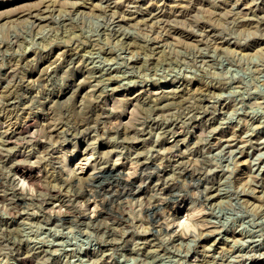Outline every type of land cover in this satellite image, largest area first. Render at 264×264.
I'll return each mask as SVG.
<instances>
[{"label": "rangeland", "instance_id": "1", "mask_svg": "<svg viewBox=\"0 0 264 264\" xmlns=\"http://www.w3.org/2000/svg\"><path fill=\"white\" fill-rule=\"evenodd\" d=\"M0 264H264V0H0Z\"/></svg>", "mask_w": 264, "mask_h": 264}, {"label": "bare ground", "instance_id": "2", "mask_svg": "<svg viewBox=\"0 0 264 264\" xmlns=\"http://www.w3.org/2000/svg\"><path fill=\"white\" fill-rule=\"evenodd\" d=\"M150 11H151V10H150ZM151 16H152V15H151ZM118 32H119V30H118ZM124 36H125V35H124ZM66 55H67V54H66ZM83 83H84V79L81 78V79L79 80V82H78V87H81V85H82ZM74 87H75V86H74ZM100 90H101V89H100ZM204 91H206V90H204ZM176 93H177V92H176ZM166 94H167V93H166ZM171 94H172V93H170V94L168 93V95H171ZM173 94H174V93H173ZM96 95H97V94H96ZM157 95H158V94H157ZM165 96H166V95H165ZM148 97H149V96H147L146 98H148ZM151 97H152V96H151ZM163 97H164V95H162V96L159 95V96H157V97L155 96V97H153V98H155V100H156V99H157V100H161ZM168 97H169V96H168ZM206 97H207V96H206ZM206 97H205V98H206ZM149 98H150V97H149ZM164 98H165V97H164ZM3 99H5V98H3ZM165 99H166V98H165ZM209 99H210V98H209ZM12 100H13V99H12ZM12 100H11V99H8V100L6 101L7 104H11V103H13L14 101H12ZM81 100H82V99H81ZM81 100H79V103H81V102H80ZM84 100H85V99H84ZM151 100H152V99H151ZM162 100H164V99H162ZM2 102H3V101H2ZM17 102H18V101H17ZM85 102H86V101H85ZM156 102H157V101H156ZM165 102H167V99L165 100ZM77 103H78V102H77ZM79 103H78V104H79ZM152 103H154V102H151V104H152ZM3 104H4V103H3ZM87 104H88V103H87ZM165 104H166V103H165ZM165 104H164V105H165ZM167 104H168V103H167ZM75 105H76V104H75ZM155 105H156V104H155ZM159 105H160V103L158 104V106H159ZM162 105H163V104H161V106H162ZM25 106H26V105H25ZM89 106H90V105H89ZM6 107H7V106H6ZM79 107H80V109H79L78 111L83 110V112L81 111L80 113H84V114H86V115L88 114V111H86V109H85L86 107H85V104L83 103V101H82V103L78 106V108H79ZM88 108H89V107H88ZM90 108H91V106H90ZM75 109H76V108H75ZM76 110H77V109H76ZM90 110H91V109H90ZM92 110H93V109H92ZM92 110H91V111H92ZM193 110H195V109L193 108ZM193 110H192V111H193ZM94 111H95V110H94ZM197 111H198V110H197ZM89 112H90V111H89ZM92 112H93V111H92ZM190 112H191V110H190ZM193 112H195V111H193ZM97 113H98V112H97ZM187 113H188V112H187ZM203 113H204V112H203ZM78 114H79V113H78ZM188 114H189V113H188ZM88 115H89V114H88ZM88 115H87V116H88ZM95 115H96V114H95ZM81 116H82V115H81ZM92 116H93V115H92ZM96 116H97V115H96ZM101 116H102V115H101ZM185 116H187V115H185ZM185 116H184V117H185ZM79 117H80V116H79ZM84 117H85V116H84ZM88 117H89V116H88ZM99 117H100V116H99ZM109 117H110V116H109ZM80 118H82V117H80ZM97 118H98V117H97ZM77 119H79V118H77ZM82 119H84V118H82ZM102 119H103V118H102ZM107 119H108V118H107ZM107 119H106V120H107ZM88 120H89V119H88ZM110 120H111V119H110ZM84 121H85V119H84ZM94 121H95V120H94ZM79 122H82V120L80 119ZM79 122H78V124H79ZM88 122H90V120H89ZM88 122H87V124H88ZM92 122H93V121H92ZM92 122H91V123H92ZM108 123H109V121H108ZM81 124H82V123H81ZM85 124H86V123H85ZM50 126H51V125H50ZM84 126H85V125H84ZM88 126H89V125H88ZM81 127H82V126H81ZM86 128H87V127H86ZM12 129H13V128H12ZM17 129H18V128H17ZM165 129H166V128H165ZM168 129H169V128H168ZM7 130H8V129H7ZM121 133H122V132H121ZM5 134H6V133H5ZM10 134H11V133H10ZM10 134H9V135H10ZM124 134H125V133H124ZM11 136H12V135H11ZM12 137H13V136H12ZM12 137H9V138H12ZM4 138H6V137H4ZM7 138H8V137H7ZM8 141H9V140H8ZM229 141H230V140H229ZM228 143H229V142H228ZM230 143H232V142H230ZM229 146H230V145H229ZM226 148H227V147H226ZM142 167H143V166H142ZM21 170H22V169H21ZM16 173H17V172H16ZM29 176H30V175H29ZM29 176H28V177H29ZM98 177H99V176H98ZM99 178H100V177H99ZM93 179H95V178L93 177Z\"/></svg>", "mask_w": 264, "mask_h": 264}]
</instances>
